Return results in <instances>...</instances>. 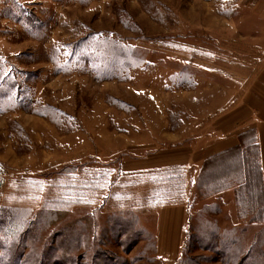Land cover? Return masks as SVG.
<instances>
[{
  "label": "rangeland",
  "instance_id": "obj_1",
  "mask_svg": "<svg viewBox=\"0 0 264 264\" xmlns=\"http://www.w3.org/2000/svg\"><path fill=\"white\" fill-rule=\"evenodd\" d=\"M263 69L264 0H0V217L10 221L0 264L6 247L23 248L20 264L33 248L45 264H68L49 250L76 246V263L91 264L92 242H105L109 264H179L193 220L212 204L221 209L212 221L239 243L234 253L230 239L201 242L195 262L264 264V221L241 219L237 203L234 217L233 197L202 199L189 165L175 175L164 166L204 156L174 150L176 140L248 115L247 105L236 110L238 73ZM177 205L188 219L172 260L157 250V214ZM121 211L147 235L101 240ZM83 229L89 242L74 241Z\"/></svg>",
  "mask_w": 264,
  "mask_h": 264
},
{
  "label": "trees",
  "instance_id": "obj_2",
  "mask_svg": "<svg viewBox=\"0 0 264 264\" xmlns=\"http://www.w3.org/2000/svg\"><path fill=\"white\" fill-rule=\"evenodd\" d=\"M111 44L117 45L113 42ZM106 70L108 69H105L102 66L99 67L97 71L98 76L100 78H108L106 77ZM114 72L116 74H119L115 68ZM109 78H118V76L111 75L109 76ZM256 137V131L249 130L240 135V143L236 148L229 149L227 151L220 152L219 154H215L206 158L195 180L196 190L202 199H207L217 193L219 194L228 189L231 190V188H235L236 202L242 209V211H240L239 217L241 219L250 218L252 223H259L264 221V173L260 165V150ZM165 172L175 175V173L181 172V169L172 168L166 170ZM17 211L13 210L12 213H15ZM200 211L201 212H199L197 215L198 218L193 220L194 222H196V225L193 224L195 228L192 229V225L190 226V230L187 235V248L186 250H184V254L179 264H199L195 262L196 259L192 257L191 252L196 248H200L198 244L201 242L209 243L212 241L218 244V240L224 241L225 239H230L231 243L225 242L227 244L226 249L232 248L233 250L234 248L232 247V244L237 245L239 243V236L236 235V231L232 230L227 233L223 231L224 233H222L218 225L214 221H212L217 215L221 213V209L219 207L214 204L205 205L204 208H202ZM27 215L28 213H24L21 215V217L16 219L17 224L21 227H25V224L27 223ZM54 218H56L55 215H49L48 222L54 221ZM37 219L39 218L36 217V220ZM41 220L44 222V219ZM41 220L39 219V223L41 222ZM6 223H10L7 214L0 217V227L6 225ZM33 223L31 222L28 224V228L24 230V233L28 232ZM104 228V234L100 239L104 240L105 238L106 240H109V242L111 241L109 239V236H112L113 234V236L122 234L126 237L128 235H131L139 238L144 236V234L147 235V231L140 225L138 216L132 211H121L114 213L107 219L106 223L104 224ZM84 231L86 230H82V237L78 235L73 240H84L83 236L85 235V241L87 240L89 242L91 236L89 235L88 231L87 233H84ZM0 235H3V231L1 229ZM92 237L93 239L96 237L98 238V235H92ZM190 239H194L193 241H196L195 244L189 243L188 240ZM102 245H106L105 242L104 244L96 243L95 245L94 242H92L91 244H88L86 248H84L83 251L85 253V256H87L88 253L91 254L88 258L91 264H109V262L113 260L112 257H110L109 252H105L100 249V246ZM78 249L79 247L77 246L68 250L57 247L56 249H50L49 251H51L50 254H52L55 259L57 258L58 253L65 251L64 254L66 255V262L68 264H78L75 261L76 253L79 251ZM22 250V247H6V250L3 249L2 251L7 253V258L4 260L7 261L6 264H20L22 258L24 259V255H22L21 253ZM8 255H10L12 258H9L10 256ZM237 255L238 253L236 252V256ZM245 257L250 258V253L248 255L245 254ZM29 258L31 260L26 261L28 264H45L46 255H44L43 253L37 254L36 249L33 248L31 249V257Z\"/></svg>",
  "mask_w": 264,
  "mask_h": 264
},
{
  "label": "crops",
  "instance_id": "obj_3",
  "mask_svg": "<svg viewBox=\"0 0 264 264\" xmlns=\"http://www.w3.org/2000/svg\"><path fill=\"white\" fill-rule=\"evenodd\" d=\"M255 71V69H253ZM252 70V71H253ZM247 80H250L247 82ZM238 93L236 94L237 105L236 110L249 106V114L245 117L238 118L233 125L222 124L221 128L213 133L212 122L208 121V125H204V133L197 135H188L183 139H178L177 145L174 146V150H187L188 154H202V158L197 163H190L192 159L187 157L186 163H173L164 165L169 169L181 168L188 166L194 170L195 180L200 172L201 166L206 158L219 154L220 152L227 151L229 149L236 148L240 141L241 134L255 130L257 135V141L260 150V165L264 173V69L259 72L253 73L252 76L245 77L238 73L237 79ZM254 97V101L250 100V97ZM230 113V111H228ZM212 117V115L210 116ZM214 134V135H213ZM186 152V151H185ZM151 168V167H150ZM217 197H233L232 200H228V204L234 217L237 215L235 188H231L217 193ZM188 209L183 205L169 206L158 210V223L159 231L157 234V250L162 248L166 254V257L174 260L178 254V245L181 242V237L184 228L187 224ZM170 261V260H169Z\"/></svg>",
  "mask_w": 264,
  "mask_h": 264
}]
</instances>
